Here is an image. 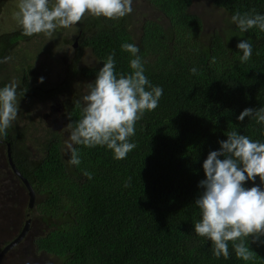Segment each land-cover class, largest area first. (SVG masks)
Masks as SVG:
<instances>
[{"label":"trees","instance_id":"obj_1","mask_svg":"<svg viewBox=\"0 0 264 264\" xmlns=\"http://www.w3.org/2000/svg\"><path fill=\"white\" fill-rule=\"evenodd\" d=\"M149 2L162 18L144 21L137 40L130 31L132 14L114 21H84L80 43L94 55L95 66L81 67L76 61L64 80L47 90L32 86L37 73L31 66L21 74L18 98H64L62 108L73 126L81 118L76 102L85 95L83 83L95 80L109 54L115 53L118 72L130 71L129 54L120 47L124 42L140 48L146 76L164 90L158 108L137 123V147L124 160L113 159L105 148L78 146L82 163L70 166L59 138L51 140L43 159L36 160L26 133L10 127L0 138L12 145L14 162L33 187L40 221L47 228L32 247L60 264H264V243H250L253 258L248 262L236 257L231 242L230 257L216 259L210 242L193 231L199 219L194 202L209 152L218 150V141L230 131L264 142V126L247 118L237 120L245 108L264 107V33H240L230 23L236 12L264 14V0H210L223 14L225 28L205 35L202 17L190 12L192 0ZM5 4L0 0V13ZM35 36H24L21 27L0 35V58L10 57L19 43ZM240 39L253 45L247 63L236 54ZM6 65L0 64V87L9 81L2 76ZM193 67L197 75L191 74ZM4 162L13 186L28 198L24 183ZM129 178L130 186L125 187ZM5 192L11 198L14 187ZM18 242L5 244L1 256ZM29 259L21 264H38Z\"/></svg>","mask_w":264,"mask_h":264},{"label":"clouds","instance_id":"obj_2","mask_svg":"<svg viewBox=\"0 0 264 264\" xmlns=\"http://www.w3.org/2000/svg\"><path fill=\"white\" fill-rule=\"evenodd\" d=\"M132 5L133 0H19L14 18L24 36H52L58 29L77 26L86 16L123 19L132 14ZM230 23L240 33L253 29L264 33V14L255 10L234 13ZM120 47L129 54L130 71L118 72L115 53L109 54L95 80L88 84L87 94L76 102L81 118L74 126L68 124L70 134L65 141L70 166L82 163L78 146L105 148L113 159H126L137 147L133 140L137 123L159 106L164 90L146 76L140 48L128 42ZM236 47L240 62L247 63L253 54L252 43L240 39ZM10 59L0 58V64ZM190 72L197 75L198 69L193 67ZM38 82L42 84L44 78ZM19 111L17 85L13 82L0 87V138L7 136ZM246 118L264 126V107L245 108L237 120L242 123ZM218 144V150L210 151L202 164L204 179L198 183L201 191L194 202L199 219L193 231L210 242L216 259L230 257L231 242L236 257L248 262L253 258L250 243H264V142L230 131ZM85 175L92 179L91 173ZM248 184L254 186L247 187ZM129 186L130 178L125 184Z\"/></svg>","mask_w":264,"mask_h":264},{"label":"rangeland","instance_id":"obj_3","mask_svg":"<svg viewBox=\"0 0 264 264\" xmlns=\"http://www.w3.org/2000/svg\"><path fill=\"white\" fill-rule=\"evenodd\" d=\"M18 3L19 0H6L0 13V35L20 29L14 18ZM132 7L134 19H132L130 31L137 40L143 22L162 18V15L147 0H135ZM213 8L210 0H192L190 12L202 17L205 28L204 35L213 34L216 29L220 30L219 27L225 28L223 14ZM88 18L90 17L86 16L71 29H58L52 36L38 34L29 42L19 43L10 55L11 59L6 65L7 70L2 74L4 80L9 78L8 84L14 82L17 85L24 69L31 66L37 73V81L33 82L32 86L39 85L47 90L61 83L66 76L68 67L76 61L81 67L95 66L97 62L90 49L83 46L82 43H77V48H73V43L79 31L83 29L84 21ZM41 77L44 78L42 84L38 82ZM88 84L89 82H85L82 86L85 95L88 91ZM64 100V98L49 101L19 99V115L11 128L12 131L19 130L27 134V147L31 157L36 160L45 157L48 144L55 138L62 141L64 158L68 160L70 157L65 147L70 129L67 128V114L62 108ZM6 156L5 148L4 150L0 148V251L5 244L13 241L17 236H20L18 245L20 247L16 248L17 254L13 250L4 249L6 251H3L7 255L1 256L0 253V264H21L25 259H27L26 262L30 261L29 258L38 260V264H60L55 259L48 258L34 250L33 240L38 235L43 236L47 232V228L40 221L42 215L36 202L30 209V198H26L18 187L13 186L14 179L10 180L5 167ZM7 187H14L11 198H8L5 192ZM23 233H26L27 238L22 237Z\"/></svg>","mask_w":264,"mask_h":264},{"label":"water","instance_id":"obj_4","mask_svg":"<svg viewBox=\"0 0 264 264\" xmlns=\"http://www.w3.org/2000/svg\"><path fill=\"white\" fill-rule=\"evenodd\" d=\"M2 141L0 140V143ZM6 153H7V161L8 164L11 168V170L13 171V173L24 183L27 191H28V196L30 198V209H32L34 207V203L36 202V193L32 187V185L30 184V182L22 175V173L18 170L14 160H13V156H12V145L11 144H6ZM29 223V222H28ZM24 234V233H23Z\"/></svg>","mask_w":264,"mask_h":264},{"label":"flooded vegetation","instance_id":"obj_5","mask_svg":"<svg viewBox=\"0 0 264 264\" xmlns=\"http://www.w3.org/2000/svg\"><path fill=\"white\" fill-rule=\"evenodd\" d=\"M133 1H135V0H133ZM147 1H148V3H150L149 0H147ZM83 33H84V25H83V29H81V30L79 31L78 36L76 37V39H75V41H74V43H73V48H74V49L77 48V43H80V37L82 36ZM37 35H38V34H37ZM0 145H2L1 149L4 150V147H6L5 142H1ZM27 217H29V215H27ZM28 224H30V223H28ZM28 224H27V225H28ZM21 235H22L23 238H27V237L25 236L26 233L21 234ZM38 237H39V235H38ZM16 239H17V242H18V239H20V236L15 237V241H16ZM9 242H11V241H9ZM18 245H19V242H18L16 245H14V246H12L11 248H9L7 251L13 250V251L17 254V250H16V248H17V247H18V248L20 247V246H18ZM9 246H10V245H9ZM4 255L6 256L7 253H6V252H3V256H4Z\"/></svg>","mask_w":264,"mask_h":264}]
</instances>
